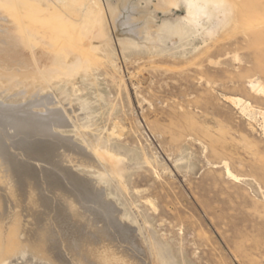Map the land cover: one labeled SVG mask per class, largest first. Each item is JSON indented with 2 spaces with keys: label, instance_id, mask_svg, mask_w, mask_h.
<instances>
[{
  "label": "rangeland",
  "instance_id": "rangeland-1",
  "mask_svg": "<svg viewBox=\"0 0 264 264\" xmlns=\"http://www.w3.org/2000/svg\"><path fill=\"white\" fill-rule=\"evenodd\" d=\"M100 1L105 25L79 32L66 26L64 0H0V103L50 98L66 119L53 128L60 140L33 139L54 153L68 149L75 159L64 163L75 165L79 180L63 184L88 200L83 206L50 200L42 217L55 220L43 239L26 231L29 222L38 226L36 216L24 218L0 244V264H118L116 250L133 264H264V0H207L208 13L195 12L194 0ZM38 18L44 33L33 46L27 29ZM57 50L70 62L60 71L49 55ZM38 106L32 111L44 113ZM87 209L99 225L83 220ZM103 228L110 234L99 258L95 238Z\"/></svg>",
  "mask_w": 264,
  "mask_h": 264
},
{
  "label": "bare ground",
  "instance_id": "bare-ground-1",
  "mask_svg": "<svg viewBox=\"0 0 264 264\" xmlns=\"http://www.w3.org/2000/svg\"><path fill=\"white\" fill-rule=\"evenodd\" d=\"M8 1V0H7ZM62 1V0H61ZM65 1V3H62L61 2V4H64L63 5V8H65V9H67V11H68V14H69V19L67 18L66 20L69 22H67V24L69 25H66L68 28H71V29H73L74 31H78L79 30V32H80V30L82 31V30H86V29H89V28H92L93 26H95V25H97V23L99 24V22H101L102 23V20L105 18V9L106 8H104V5H103V2H101L100 0H64ZM9 3H10V1H9ZM3 4V3H2ZM6 4V3H5ZM23 4V3H22ZM25 4V3H24ZM24 4H23V6H24ZM206 4H207V0H194L193 1V3H191V8H193L194 10H195V12H197V11H199V10H202L204 13H208L207 12V10H206ZM27 5V4H26ZM7 6H9L8 4H7ZM28 6V5H27ZM26 7V6H25ZM12 7H10V9H11ZM26 9H28V7L27 8H25V10ZM37 9V8H36ZM5 10V9H4ZM39 10V9H38ZM38 10H36L37 12H38ZM15 11H16V9H15ZM33 11V10H32ZM34 11H35V7H34ZM10 13H12L11 11H9ZM25 12V11H24ZM28 12V11H27ZM44 12V11H43ZM17 13V12H16ZM40 13V12H39ZM108 13V12H107ZM113 13V12H112ZM12 14H14V13H12ZM66 14V13H65ZM1 16H3L4 14H0ZM6 15H8V14H6L5 13V17H6ZM10 15V14H9ZM8 15V16H9ZM22 15V14H21ZM30 15V14H29ZM38 15V14H37ZM0 16V17H1ZM23 16H24V14H23ZM41 16V15H40ZM63 16V15H62ZM61 16V17H62ZM65 16V15H64ZM210 16V15H209ZM4 17V16H3ZM27 17V16H26ZM29 17V16H28ZM34 17V16H33ZM57 17V16H56ZM59 17V16H58ZM57 17V18H58ZM13 18H16V15H15V17H13ZM22 18V17H21ZM41 18H42V16H41ZM43 18H44V16H43ZM60 18V17H59ZM10 19H12V18H10ZM24 19V18H23ZM22 19V20H23ZM28 19H30V18H28ZM27 19V20H28ZM34 19V18H33ZM45 19V18H44ZM2 20H5V18L3 19L2 18ZM57 20V19H56ZM63 20V19H62ZM61 20V18H60V21H62ZM15 21V20H14ZM38 21H41V19L40 18H38V20H34V21H32V22H34V23H32V27H31V29H27L28 30V32H29V34H28V43H31L32 41H34V44H33V46H37V44H39L38 42L39 41H41V40H37V39H40V38H38V37H40L41 36V33H44L43 31L41 32L40 30V28L42 27H39L40 26V23L42 22H38ZM7 22H9V21H7ZM21 22V21H20ZM29 22V21H28ZM44 22H46L45 20H44ZM59 22V21H58ZM30 23V22H29ZM47 23V22H46ZM66 23V22H65ZM82 25H81V24ZM96 23V24H95ZM105 22L103 21V23L102 24H104ZM41 24H43V22L41 23ZM58 24V23H57ZM5 25V24H4ZM30 25V24H29ZM48 24H46V26H47ZM105 25V24H104ZM113 25V24H112ZM127 25V24H126ZM12 26V25H11ZM98 26V25H97ZM101 26H103V25H101ZM100 26V27H101ZM23 27V26H22ZM66 27V28H67ZM100 27H98V28H100ZM10 28V27H9ZM65 28V27H64ZM2 29V31H4L5 29H4V27H2L1 28ZM4 29V30H3ZM23 29H24V27H23ZM62 29V28H61ZM101 29V28H100ZM103 29H104V27H103ZM182 29V28H181ZM26 30V29H25ZM51 30V29H50ZM65 30V29H64ZM70 30V29H69ZM90 30V29H89ZM96 30H97V27H96ZM58 31V30H57ZM72 31V30H71ZM87 31V30H86ZM103 31V30H102ZM8 32V31H7ZM12 32V31H11ZM63 32H65V31H63ZM78 32V33H79ZM90 32V31H89ZM104 32V31H103ZM78 33H76V34H78ZM85 33V32H84ZM92 33V32H91ZM98 33V32H97ZM97 33H96V35H97ZM14 34V33H13ZM73 34V33H72ZM75 34V33H74ZM87 34V33H86ZM5 35H7L8 36V34L6 33ZM44 35V34H43ZM82 35V34H81ZM95 35V34H94ZM103 35V34H102ZM24 36V35H23ZM9 37V36H8ZM21 37H22V35H21ZM25 37V36H24ZM43 37V36H42ZM45 37V36H44ZM73 37V36H72ZM76 37V36H75ZM103 37V36H102ZM101 38V37H100ZM10 39V38H9ZM42 39V38H41ZM51 39H52V37H51ZM95 39V38H94ZM99 39V38H98ZM103 39H105V37L103 38ZM128 39V38H127ZM15 40V39H14ZM48 39H46L45 41H47ZM50 40V39H49ZM18 41V40H17ZM102 42H103V40H101ZM105 41V40H104ZM13 42V41H12ZM17 43V42H16ZM19 43V42H18ZM43 43V42H42ZM49 43H51V42H49ZM48 43V44H49ZM58 43V42H57ZM56 42H55V44H56V46L58 45ZM104 43H106V42H104ZM52 44V43H51ZM101 44V43H100ZM17 45V44H16ZM26 45H28V44H26ZM1 46V45H0ZM20 46H21V44H20ZM32 46V47H33ZM52 46H54V44H52ZM30 47H31V45H30ZM17 48H18V46H17ZM27 48H29V47H27ZM47 48V47H46ZM32 49V48H31ZM33 49H34V47H33ZM53 49V48H52ZM56 49V48H55ZM59 49V48H58ZM44 50H47V49H44ZM49 50V49H48ZM32 51V50H31ZM58 51V50H57ZM21 52V51H20ZM45 53V52H44ZM48 53V52H47ZM43 54V53H42ZM42 54H41V56H42ZM3 55V54H2ZM49 55H51V57H52V61H53V63H52V65L55 67V69H57V70H64L67 66L69 67L70 66V62L69 61H66V60H63L65 57H63V55L62 54H60V52L58 51V52H56V51H53L52 53H51V51H49ZM1 56V55H0ZM40 56V55H39ZM2 57V56H1ZM14 57V56H13ZM4 60V59H3ZM0 61H2V60H0ZM35 61V60H34ZM8 62V61H7ZM75 62V61H74ZM76 63V62H75ZM22 66V65H21ZM1 67V66H0ZM14 67V66H13ZM34 67V66H33ZM1 69V71H2V68H0ZM7 70V69H6ZM18 70V69H17ZM12 71V70H11ZM14 71V70H13ZM18 71H20V68H19V70ZM27 71V70H26ZM9 72H10V70H9ZM23 72V71H22ZM4 73V72H3ZM11 73V72H10ZM9 73V74H10ZM15 73H17V72H15ZM15 73H13V75L15 74ZM29 73V72H28ZM40 73V72H39ZM50 73V72H49ZM56 73H61V72H56ZM65 73V72H64ZM0 74H1V72H0ZM7 74H8V71H7ZM51 74H53V73H51ZM20 75V74H19ZM30 75V74H29ZM55 75H57V74H55ZM62 75V74H61ZM1 76V75H0ZM2 76L3 77H5V73H4V75L2 74ZM1 76V77H2ZM27 76V75H26ZM0 77V78H1ZM2 77V78H3ZM21 77V76H20ZM24 77V76H23ZM32 77V76H31ZM33 77H35V76H33ZM11 78V77H10ZM36 78H37V76H36ZM6 79V78H5ZM1 81V80H0ZM4 81V80H3ZM2 82V81H1ZM9 82V81H8ZM17 82V81H16ZM23 82V81H22ZM5 84V83H4ZM251 85H253V84H251ZM253 88H256L257 87V85H253L252 86ZM9 88V87H8ZM31 90V89H30ZM264 89L262 88H260V92H264L263 91ZM24 93V92H23ZM31 94V93H30ZM33 94V93H32ZM39 94V93H38ZM37 95V94H36ZM39 96V95H38ZM37 96V97H38ZM32 97H36V96H32ZM50 98H48V97H39V99H36V100H32V102L31 103H29V104H27V105H20V106H10V105H4V104H1L0 103V244H3V243H5V240L7 239V238H10V237H13L14 236V232L16 231V229H18V226L19 227H22V226H20V223L22 224V222L21 221H23V219L24 218H28V217H30V216H32V215H35L36 217V220L35 219H33V220H35V222L37 223V227H36V225L34 224V222L32 223V222H29L28 224V226L29 227H27L26 229V231L29 233L28 235H30V234H32V233H34L37 237H38V239L40 238H42L43 239V236L44 235H46V236H48V234L50 233V235H51V232L52 231H50V230H52L51 229V227H53L52 225H51V223H53V221L55 220L53 217H50L51 219L48 221V215H47V217L45 216L44 218L42 217V216H44L45 215V213H46V209H48V208H50V206L49 205H51L50 203V200H52V201H55V200H59V202L60 201H63L62 203L63 204H66V203H74V204H78L79 203V205H82V204H80L81 202H87L88 200L85 198V196H83V194L81 195L80 193V195L79 194H76V193H74L73 191H71L72 190V188H71V190H70V187H69V190H68V187L66 188L65 186H64V184L63 183H65L66 182V184H67V186L68 185H70L71 187H72V185H74V184H72L71 185V183L72 182H76L77 180H79L78 178H76L77 177V175L74 173V172H72V171H74L75 169H73L74 167L73 166H75L74 164L73 165H65V163H69L70 162V160H74L75 159V157H73V155H68V153H67V150L68 149H63V151H61L62 153L61 154H58V153H54L53 152V150L51 149V150H47V146H48V144H47V148L46 149H44L45 148V146H44V148L42 149V147H41V145H44L43 143H45V142H38V141H35L36 139H38L37 137H45V138H47V139H50V140H55L56 141V139L58 138V140H60L59 138H60V136L57 134V133H55L54 132V130H53V128L54 127H61L62 126V128H63V125H65L66 124V119L64 118V115L62 116V114L61 113H59V111L56 109H54V108H51V100H49ZM1 102V101H0ZM54 102V101H53ZM38 105H40V106H43L44 107V110H45V112L44 113H41V114H39L40 113V111H39V113H38V111L37 112H33L32 111V108L33 107H35L36 108V106H38ZM39 107V106H38ZM37 107V108H38ZM259 115L261 116L260 118H262V123H263V133H264V111L263 112H260L259 111ZM69 124V123H68ZM67 124V125H68ZM61 128V129H62ZM57 130V129H56ZM60 130V129H59ZM58 132V131H57ZM63 137V136H62ZM61 137V138H62ZM15 138H17L16 139V141H13V140H15ZM35 140H34V139ZM39 138V139H40ZM33 139V140H32ZM43 139V138H42ZM54 141V142H55ZM71 140L70 139H65V143H69ZM49 142V141H48ZM74 143V142H73ZM50 145L51 144H53L52 142H50L49 143ZM57 145V144H56ZM53 145V147H54V149H56L59 145ZM62 146V145H61ZM75 146H76V144H75ZM51 148V147H50ZM59 148V147H58ZM63 148V147H62ZM77 148H79V147H77ZM61 149V148H60ZM58 150V149H57ZM81 150V149H80ZM88 150V149H87ZM55 151V150H54ZM59 151V150H58ZM72 151V150H71ZM78 151V150H77ZM78 152H80V151H78ZM81 152H83V151H81ZM91 152V151H90ZM89 152V153H90ZM96 152V151H95ZM105 152V151H104ZM107 153V152H106ZM84 154V153H83ZM88 154V153H87ZM91 154V153H90ZM89 154V155H90ZM93 154V153H92ZM92 154H91V156H92ZM81 155V154H80ZM85 155V154H84ZM97 155V154H96ZM88 156V155H87ZM86 156V157H87ZM97 156H99V155H97ZM85 157V158H86ZM90 157V156H89ZM105 157V156H104ZM109 157V156H108ZM94 158H96V156L94 157ZM93 158V159H94ZM99 158V157H98ZM101 158V157H100ZM113 158V157H112ZM67 159H68V161H67ZM91 159V158H90ZM97 159V158H96ZM80 160H81V158H80ZM79 160V161H80ZM89 160V159H88ZM98 160V159H97ZM101 160V159H100ZM103 160V159H102ZM109 160H112L111 158H109ZM115 160V159H114ZM105 160H103V162H104ZM108 161V160H107ZM65 162V163H64ZM94 162V161H93ZM98 162V161H97ZM118 162V161H117ZM82 163V162H81ZM104 163H106V162H104ZM103 163V164H104ZM44 165V166H39V165ZM64 164V165H63ZM116 164V163H115ZM105 165H107V164H105ZM104 165V166H105ZM118 165V164H117ZM79 166V165H78ZM108 166H109V164H108ZM112 166V165H111ZM110 166V167H111ZM85 167H87V166H85ZM89 167V166H88ZM118 167H119V165H118ZM117 167V168H118ZM90 168V167H89ZM106 168V167H105ZM109 168V167H108ZM107 168V169H108ZM122 168V167H121ZM50 169H52V170H55V171H57L56 172V174L59 172L60 173V175H59V173H58V175L59 176H57L56 174H55V171H54V174L52 173L53 171L51 170L50 171ZM112 169V168H111ZM115 169H116V166H115ZM98 170V169H97ZM228 170V169H227ZM226 170V172L229 174V175H231V173L230 172H228ZM100 171V170H99ZM101 172H102V169H101ZM110 172V171H109ZM112 172H114V171H112ZM105 173V172H104ZM104 173H102V174H104ZM117 173V172H116ZM109 174H111V173H109ZM60 179H62V180H60ZM84 178V177H83ZM235 178V177H234ZM91 180V179H90ZM80 181H81V179H80ZM78 182V181H77ZM88 182V181H87ZM89 182H91V181H89ZM82 183V182H81ZM92 183H94V182H92ZM91 183V184H92ZM79 184V183H78ZM86 184V183H85ZM90 184V186H89V188L91 189V187H92V185ZM95 184V183H94ZM81 185V184H80ZM76 186H77V184H76ZM86 186V185H85ZM98 187V186H97ZM97 187H96V189H97ZM93 188V187H92ZM79 189V187H77V190ZM86 189H87V187H86ZM85 189V190H86ZM75 190V189H74ZM76 190V191H77ZM80 190V189H79ZM75 191V192H76ZM83 191V190H82ZM87 192H88V190H86ZM86 191H83L84 193L86 192ZM92 191V190H91ZM101 191V190H100ZM100 191H98V193L100 192ZM86 192V193H87ZM94 192V194H95V191H93ZM78 193V192H77ZM89 193H91V192H89ZM88 195V194H87ZM91 195H93L92 193H91ZM91 195H89V196H91ZM93 197L94 198H97V197H95V196H92V199H93ZM88 198V197H87ZM101 198H103L102 196H101ZM103 200H104V198H103ZM101 201H102V199H101ZM101 201H100V199H99V201H97L95 204L97 205V206H99V207H101L102 208V203H101ZM56 202V201H55ZM58 202V201H57ZM58 202V203H59ZM105 202H106V200H105ZM61 203V204H62ZM107 204H108V201L106 202ZM57 204V203H56ZM111 204V203H110ZM58 205V204H57ZM84 205V204H83ZM82 205V206H83ZM89 205V204H88ZM91 205H92V203H91ZM94 205V204H93ZM49 206V207H48ZM53 206H54V209H55V205L53 204ZM52 206V207H53ZM60 206V203H59V205H58V207ZM63 206V205H62ZM65 206V205H64ZM78 206V205H77ZM107 206V205H106ZM112 206V205H111ZM48 207V208H47ZM67 207V206H66ZM69 207V206H68ZM93 207V206H92ZM95 207V206H94ZM98 207V208H99ZM108 207V206H107ZM106 207V208H107ZM71 208V207H70ZM83 208V207H82ZM81 208V209H82ZM105 208V209H106ZM109 208V207H108ZM112 208V207H111ZM18 209V211H16ZM52 209V208H51ZM54 209H52L53 211H54V213H56L55 211H56V209L54 210ZM59 209V208H58ZM66 209V208H65ZM73 209V208H72ZM79 209V208H78ZM61 210H63V209H61ZM84 210H86V209H84ZM88 210V209H87ZM90 210V209H89ZM89 210H88V213H83L82 215H83V220L85 221V222H87V223H91V224H93V223H95L94 225H96V224H98V223H96L97 221H98V218L97 217H95V214H93V213H90L89 212ZM97 210V209H96ZM64 211V210H63ZM66 211L67 210H65L64 211V214L66 213ZM69 211V210H68ZM70 211H71V209H70ZM69 211V212H70ZM79 211V210H78ZM94 211V210H93ZM98 211H101V209L100 210H98ZM111 211V210H110ZM50 212V211H49ZM58 212V211H57ZM68 212V213H69ZM75 212V211H74ZM79 212H81V211H79ZM85 212V211H84ZM106 212H107V209H106ZM54 213H52V214H54ZM59 213V212H58ZM67 213V214H68ZM100 214V213H99ZM119 214V213H118ZM50 215V214H49ZM54 215H58V214H54ZM77 215V214H76ZM76 215H71L70 216V214H69V216L70 217H72V218H74V216L75 217H77ZM107 216H108V214H106ZM112 215V214H111ZM110 215V216H111ZM51 216V215H50ZM81 216V215H80ZM80 216H78V217H80ZM97 216H98V214H97ZM100 216V215H99ZM98 216V217H99ZM107 216H105V217H107ZM109 216V217H110ZM55 217V216H54ZM63 217V216H62ZM65 217V216H64ZM77 217V218H78ZM66 218V217H65ZM69 218V217H68ZM101 218V217H100ZM102 218H104V217H102ZM113 218V217H112ZM117 218H119V216L117 217ZM38 219V220H37ZM52 219H54L53 221H52ZM67 219V218H66ZM110 219V218H109ZM26 220H28V219H25V221ZM57 220V219H56ZM59 220V219H58ZM75 219H72V221H70V220H67V222L68 221H70L71 223H73V221H74ZM105 220V219H104ZM103 220V221H104ZM106 220H108L107 218H106ZM113 220H114V218H113ZM65 221V220H64ZM76 221H78V220H76ZM75 221V222H76ZM100 221V220H99ZM102 221V222H103ZM109 221V220H108ZM47 222V223H46ZM66 222V221H65ZM83 222V221H82ZM112 221L110 220V223H111ZM23 223H26V222H23ZM70 223V224H71ZM84 223V222H83ZM109 223V222H108ZM107 223V224H108ZM19 224V225H18ZM57 224V223H56ZM78 224V223H77ZM80 224V223H79ZM85 224V223H84ZM88 224V225H89ZM103 224V223H102ZM105 224H106V221H105ZM106 224V225H107ZM18 225V226H17ZM22 225H24V224H22ZM58 225V224H57ZM73 225V224H72ZM82 225V224H81ZM94 225H93V227H94ZM99 225V224H98ZM101 225V224H100ZM104 225V224H103ZM119 225V224H118ZM124 225V224H123ZM74 226H76L75 225V223H74ZM78 226V225H77ZM87 226V225H86ZM111 226V225H110ZM110 226H108V227H110ZM120 226V225H119ZM57 227V226H56ZM55 227V228H56ZM66 227V226H65ZM64 227V228H65ZM79 227V226H78ZM87 227H89V226H87ZM93 227H92V229H93ZM101 227V226H100ZM107 227V228H108ZM122 227V226H121ZM24 228V227H23ZM64 228H63V230H64ZM80 228V227H79ZM90 228H91V226H90ZM90 228H87L88 230L90 229ZM106 228V227H105ZM120 228V227H119ZM21 229V228H20ZM56 229H58V228H56ZM83 229V228H82ZM82 229L80 230L79 229V232L81 231L82 232ZM95 229V228H94ZM104 229V228H103ZM103 229H100V230H98V232L100 233V235L98 234H96L97 235V237L95 238V235L93 234V233H91V234H89V231H87L88 232V234L89 235H94V238L95 239H97V242L96 243H101V245H100V248H103V250H101L100 251V253L98 254V255H96V256H98L99 258L100 257H103V255L104 254H107V249L105 250V246H103V245H105L104 244V242H102L104 239L103 238H105V234H110V233H108L107 232V230H103ZM73 230V229H72ZM71 230V231H72ZM75 230V229H74ZM76 230H78V228L76 229ZM121 230V229H120ZM122 230H123V228H122ZM121 230V231H122ZM25 231V232H26ZM35 231V232H34ZM95 231V230H94ZM93 230L91 231V232H94ZM24 232V231H23ZM60 231H58V236H59V234L61 233H59ZM67 232V231H66ZM69 232H70V229H69ZM84 232V231H83ZM85 232H86V230H85ZM118 232V231H117ZM117 232H116V234H117ZM123 232V231H122ZM54 233V232H53ZM56 233H57V230H56ZM119 233H121L120 231H119ZM125 233H127V232H125ZM124 233V234H125ZM64 234H65V232H64ZM67 235H68V233H66ZM77 234V233H76ZM84 234V233H83ZM87 234V233H86ZM122 235H123V233H121ZM3 235V236H2ZM21 235V234H20ZM24 235V234H23ZM50 235H49V237H50ZM62 235H63V233H62ZM82 236V234L80 233L79 234V236ZM88 235V237H86L85 236V234H84V236L86 237V239H85V241H88V239L89 238H91V236H89ZM129 235V234H128ZM33 236V235H32ZM55 235H53V237H54ZM61 236V235H60ZM59 236V237H60ZM64 236V235H63ZM114 236V235H113ZM125 236H127L126 234H125ZM125 236H124V238H125ZM131 236V235H130ZM24 237V236H23ZM27 237V236H26ZM52 237V238H53ZM69 237H70V233H69ZM74 237V236H73ZM83 237V236H82ZM82 237H80V238H82ZM107 237V236H106ZM118 237H119V235H118ZM29 238V237H28ZM44 238H46V237H44ZM48 238V237H47ZM46 238V240H48ZM75 238V237H74ZM78 238V237H77ZM79 238V239H80ZM92 238H93V236H92ZM91 238V239H92ZM115 238H117V237H115ZM121 238H122V236L120 237V240H121ZM129 238V237H128ZM127 238V239H128ZM130 238H132V237H130ZM11 239H16V238H11ZM11 239H10V241H11ZM69 239V238H68ZM84 238H82L81 240H82V242H84L85 244H86V242L83 240ZM133 239V238H132ZM131 239V240H132ZM25 240V239H24ZM53 241H58V240H55V238L54 239H52ZM63 240V239H62ZM65 240H67V239H64L63 241H64V243H65ZM78 240V239H77ZM80 240V241H81ZM107 240V239H106ZM119 240V239H118ZM119 240V241H120ZM126 240V239H125ZM130 240V239H129ZM136 240V239H135ZM27 241V240H26ZM29 241V240H28ZM36 241V240H35ZM34 241V242H35ZM69 241H70V239H69ZM92 241H95V240H93L92 239ZM113 241V240H112ZM111 241V242H112ZM15 242V241H14ZM32 242V241H31ZM44 242H46V241H44ZM73 241H71V243H72ZM75 242V241H74ZM73 242V243H74ZM114 242V241H113ZM112 242V243H113ZM116 242V241H115ZM114 242V243H115ZM126 242H128L127 240H126ZM132 242V241H131ZM19 243V242H18ZM21 243V242H20ZM33 243V242H32ZM36 243V242H35ZM41 242H39V244H40ZM49 243H50V241H49ZM52 243V242H51ZM63 243V242H62ZM70 243V242H69ZM72 243V244H73ZM76 243V242H75ZM94 243V242H93ZM120 243V242H119ZM136 243V242H135ZM15 244V243H14ZM38 244V245H39ZM42 244V243H41ZM54 244H56V242L54 243ZM58 244H59V242H58ZM65 244H67V243H65ZM79 243H77V245H78ZM117 244V246H118V243H116ZM131 244V243H130ZM9 245V244H8ZM7 245V246H8ZM20 245V244H19ZM47 245H49V244H46V246ZM52 245V244H51ZM50 245V246H51ZM57 245V244H56ZM76 245V248L79 246H77ZM82 245V244H81ZM88 245V244H87ZM94 245V244H93ZM115 245V244H114ZM139 245V244H138ZM31 246V245H30ZM33 246H35V244L33 245ZM40 246V245H39ZM43 246H45L44 244H43ZM42 246V247H43ZM62 246H63V244H62ZM70 246V245H69ZM75 246V245H74ZM84 246V245H83ZM83 246H82V248H83ZM89 246V245H88ZM96 246V245H95ZM103 246V247H102ZM122 246L123 247H125V245H123L122 244ZM135 246H136V244H135ZM134 246V247H135ZM1 247V246H0ZM3 247H5V246H3ZM54 247V246H53ZM53 247H52V249H53ZM56 247V246H55ZM90 247V246H89ZM115 247V246H114ZM131 247V246H130ZM130 247H128V248H130ZM133 247V248H134ZM137 247V246H136ZM139 247V246H138ZM8 248V247H7ZM40 248V247H39ZM44 248V247H43ZM51 248V247H50ZM62 248H64V246L62 247ZM66 248V247H65ZM71 248H73V247H70V249ZM81 248V246H80V248L79 249H82ZM85 248V247H84ZM83 248V249H84ZM107 248V247H106ZM119 247H115V250L116 249H118ZM122 248V247H121ZM127 248V247H126ZM132 247H131V249H133ZM41 249V248H40ZM48 249H49V247H48ZM56 249V248H55ZM74 249H75V247H74ZM74 249H72V250H74ZM82 249V250H83ZM120 249V248H119ZM119 249H118V251H119ZM2 250V249H1ZM51 250V249H50ZM63 250V249H62ZM71 250V251H72ZM78 250V249H77ZM81 250V251H82ZM140 250V249H139ZM3 251H5V250H3ZM2 251V252H3ZM41 251H43V250H41ZM48 250L46 249V252H47ZM60 251V250H59ZM79 251V250H78ZM99 251V250H98ZM117 251V250H116ZM116 251H113L114 252V256H115V260L118 262V264H121L122 263V261L124 260H129V261H125L124 262V264L125 263H127V264H133V261H131L129 258H127L126 257V255H123L124 254V252L122 253V254H117L116 253ZM126 251V250H125ZM44 252H45V250H44ZM45 252V253H46ZM51 252V251H50ZM54 252V251H53ZM56 253H57V250L55 251ZM86 252H87V250H86ZM112 252V253H113ZM132 252H133V250H132ZM136 252V251H135ZM140 252V251H139ZM48 253V252H47ZM65 253H68V252H66L65 251ZM80 253V252H79ZM82 253L83 252H81V255H82ZM91 253V252H90ZM131 253V252H130ZM49 254V253H48ZM54 254V253H53ZM69 254H71V253H69ZM75 254H77V252H75ZM86 254H89V253H86ZM97 254V253H96ZM109 254V253H108ZM119 255L120 256V258H119V256H117V255ZM132 254V253H131ZM50 255H52L51 253H50ZM55 255V254H54ZM73 255V254H72ZM147 255V254H146ZM49 256V255H48ZM56 256V255H55ZM77 256L79 257V255L77 254ZM85 256V254L82 256V257H84ZM117 256V257H116ZM85 257H87V256H85ZM142 257H144V256H142ZM54 258V257H53ZM53 258H51V260L53 259ZM89 258V257H88ZM112 258V257H111ZM119 258V259H118ZM130 258H131V256H130ZM145 258V257H144ZM56 259V258H55ZM74 259H76V257H74ZM78 259V258H77ZM90 259V258H89ZM141 259V258H140ZM83 260V259H82ZM53 261V260H52ZM71 261V260H70ZM77 261V260H76ZM85 261H87L88 262V264L90 263L87 259H85ZM90 261H91V259H90ZM100 261V260H99ZM54 262V261H53ZM80 262H81V260H80ZM98 262V261H97ZM106 262H108V261H106ZM83 263V262H82ZM81 263V264H82ZM96 263V262H95ZM78 264H80V263H78ZM91 264V263H90Z\"/></svg>",
  "mask_w": 264,
  "mask_h": 264
}]
</instances>
